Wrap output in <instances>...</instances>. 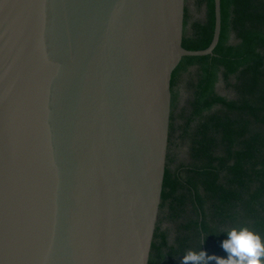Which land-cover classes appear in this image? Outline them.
I'll return each instance as SVG.
<instances>
[{
  "label": "water",
  "instance_id": "1",
  "mask_svg": "<svg viewBox=\"0 0 264 264\" xmlns=\"http://www.w3.org/2000/svg\"><path fill=\"white\" fill-rule=\"evenodd\" d=\"M184 0H0V264H148Z\"/></svg>",
  "mask_w": 264,
  "mask_h": 264
},
{
  "label": "trees",
  "instance_id": "2",
  "mask_svg": "<svg viewBox=\"0 0 264 264\" xmlns=\"http://www.w3.org/2000/svg\"><path fill=\"white\" fill-rule=\"evenodd\" d=\"M220 10L212 54L183 56L171 75L148 264H183L200 248L226 257L221 241L233 227L264 242V0H220ZM213 29L214 1L184 0L182 46L206 48Z\"/></svg>",
  "mask_w": 264,
  "mask_h": 264
},
{
  "label": "clouds",
  "instance_id": "3",
  "mask_svg": "<svg viewBox=\"0 0 264 264\" xmlns=\"http://www.w3.org/2000/svg\"><path fill=\"white\" fill-rule=\"evenodd\" d=\"M227 256L207 254L205 250H189L182 256L183 264H208L215 260L216 264H264V242L261 235L247 226L233 227L221 241Z\"/></svg>",
  "mask_w": 264,
  "mask_h": 264
}]
</instances>
